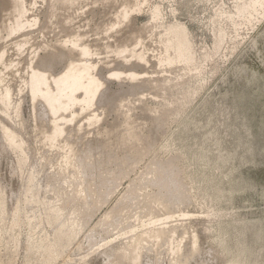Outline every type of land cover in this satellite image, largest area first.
Listing matches in <instances>:
<instances>
[{"label":"rangeland","instance_id":"374dc122","mask_svg":"<svg viewBox=\"0 0 264 264\" xmlns=\"http://www.w3.org/2000/svg\"><path fill=\"white\" fill-rule=\"evenodd\" d=\"M56 1L24 0L19 15L39 20L31 28L32 39L18 51L19 44H12L18 38L8 40L2 27L11 21L10 6L15 1L0 0V34L4 33L0 52H6V62H18L0 67L7 73L0 78V87L9 88L13 97L8 106L12 120L3 113L0 120L20 128L28 153L19 172L16 154L8 151L0 136V190L6 206L0 215V264H46L41 261L43 252L28 250V243L54 233L70 216L63 214L52 226L24 224L9 231L13 229L8 227L10 214L30 169L37 174V194L50 201L55 198L56 204L65 200L58 201L56 191L70 195L88 186L83 187L84 199L65 203L69 212L78 206L75 210L80 209L83 226L66 240L52 264H264V14L237 16V0H147L127 34L126 28L120 33L111 30L110 36L103 29L124 2L135 0H93L89 5L81 0L74 7H59ZM155 4L163 20L153 30L162 32L171 23L183 24L198 59L195 64L159 65L157 36L145 40L153 50H147L150 59L142 70L153 76V88L131 90L127 82L112 80V90L98 101L106 110L98 109L97 126L90 133L69 134V143L79 149V170L61 171L59 151L49 148L41 139L42 130L35 128L39 122L46 125L41 109L35 112L26 92L20 90L28 66L35 63L34 55L49 62V71L58 72L75 58L54 57L57 41L81 33V41L91 43L92 53L97 52L92 59H98L104 67L101 72L106 73L112 65V50L123 46L127 35L139 33L152 22L149 13ZM220 27L225 35L218 46ZM80 118L86 123V117ZM23 205L27 216L43 212L41 205ZM183 210L194 216L189 222H173L178 227L173 234L128 243L132 234L143 231L150 217L172 212L177 219ZM129 228L135 231L121 235ZM107 240L113 243L98 248ZM173 245L181 250L170 255ZM137 252L141 257L133 260Z\"/></svg>","mask_w":264,"mask_h":264},{"label":"bare ground","instance_id":"6f19581e","mask_svg":"<svg viewBox=\"0 0 264 264\" xmlns=\"http://www.w3.org/2000/svg\"><path fill=\"white\" fill-rule=\"evenodd\" d=\"M14 1H15L14 5L10 6V8H12L13 10L12 19L11 21L2 25V27L4 28L8 40L18 38V40L16 41L14 40L15 42L13 41L12 44L18 43L19 49L17 50L19 51L20 47H23L25 43H27L29 40L32 39L33 31L31 30V28L35 25H38L39 19L37 17H31L30 19H23L19 15V11H20L19 8H22L23 6V10H24L25 8L24 0H14ZM80 1L81 0H58L56 2L58 3L59 7L60 6L74 7L75 4H78ZM86 1H89V3H86ZM145 1L147 2V0H135L132 3L124 2L122 9L119 12L115 13L116 16L113 17L111 21L108 23L109 24L108 28L105 29L103 27L104 28L103 31L108 30L109 34H111L110 36H112L111 30H115V33H120L122 30L127 28L126 31L127 34L129 32V29L132 27L133 24L132 21L134 19L133 18L134 15L143 8L142 5L143 3H145ZM84 2L86 5L95 3L93 0L91 1L84 0ZM235 10L237 16L242 15L247 18H252L254 14H264V0H237V2L235 3ZM68 12L71 13L70 10ZM149 14L152 21L150 24L144 26L139 33H133L127 35L125 37L126 40L125 44L123 46H119L116 49L112 50L113 55L111 56L112 60H110L112 62V65L108 67V70L106 72L108 75H105L106 73H104L103 71L101 72V70H103L102 68L104 67L102 68L100 67L99 60L92 59L91 57L92 54L95 55L97 54V52L92 53V50L94 49L90 47L91 43H85L81 41L80 39V37L82 36L81 33H77V35L75 36L69 35L66 36V38L64 39H59L57 41L58 46H56V49L58 48L59 49L57 52L52 53L54 57L68 56L70 58L71 57L75 58L74 60H72L71 58V60L68 61L67 65L64 66L58 72L49 71L47 66L48 65L47 63L49 62H46L37 54L34 55L33 58L36 59L35 63L28 66L26 76H24L25 78H23V82H22L23 88H20V90L23 93L26 92L27 96L32 101V107L35 112L37 111L36 110L37 107L41 109V117L46 121V125L43 124L42 122L41 123L39 122L38 126H36L35 128L42 130L43 136L41 137V139L42 141L45 142V144L49 146V148H52L55 151H59L60 156H59L58 164H59V169H61V171L70 168L76 171L79 170L80 161L77 157L79 149L76 148L74 144L69 143L70 141L69 134L72 131H74L77 134L79 132L90 133L89 130L97 126V125L95 126V124L99 122V115H100L98 109L100 108L102 110H106L103 104L99 103L98 101L100 100V97H102L105 94V92L112 90L110 88V84L112 80L115 81L118 80L119 82L124 81L125 83L127 82L126 84L131 86L130 88L131 90L132 89L135 90L137 86L142 88L141 91H148L146 90L148 88V85H150L149 87L153 88V79H154L153 76H149L147 72L142 70V68H145V64L148 63L149 61L148 59H150L147 54V50H153V48H148V44L146 43L145 40H148L149 38L152 40L153 36L154 37L157 36V39L156 37L155 39L161 48V52L156 56L159 65L160 64L165 66L167 65L169 67L179 64L191 63L192 61H193L192 64H195L196 60L198 59L195 56V50L193 49L194 47L189 38V34L186 28L183 26V24H179L178 22L171 23L168 26H166L162 32L161 31L155 32L153 30L154 28H159L162 26V24H160V22L158 21L163 20L160 18L161 11L159 6L156 4L155 6H152ZM71 16L73 17V14H71ZM84 16H86V14H84ZM229 18L232 20V24L235 25L236 23L232 19V16H229ZM79 28H81V26ZM141 32L145 34L144 37H141L140 34ZM3 34L4 33H2V35ZM2 35L0 34V39L3 38ZM224 35H225L224 31L220 27L216 35V40H215L216 45L218 46L220 45V43L224 38ZM116 41L120 42L119 35H116ZM5 57H6V52L2 50V52H0V64L1 63L3 64L0 67L3 66L4 68H7L8 66L13 67L18 64L17 61L16 64L14 65H13V61L9 63L6 62L7 59ZM120 67L122 68L120 69ZM149 73L151 74V71H149ZM6 74L7 73L5 70L3 71L2 69H0V78L6 76ZM12 101H13V97L11 90L9 88H5L3 90L0 87V110H1L0 113L7 115L9 117L8 119L10 120H12V117L8 113L9 110L8 106ZM34 101H36V103H33ZM133 101L135 102L136 99H134ZM138 101L142 102V98L141 99L139 98ZM130 103L131 100L128 99L127 105H129ZM137 107L138 106H134V108ZM19 108L20 105L17 106V111L19 110ZM145 109H147L150 112H153V110L149 109V107ZM128 110L131 112L133 109L128 108ZM129 115L130 114H128V116ZM80 116L86 117L87 119L86 123L83 124V119L82 118L79 119ZM151 118L153 120V116H151ZM146 120H149V118H146ZM127 122H129V120ZM15 123H19L17 125L21 126L20 121L17 122L15 121ZM78 123H80L81 125H79ZM145 124L146 122L144 123V125ZM47 125H48V129H46ZM19 129L20 128L18 129H16L15 127L13 128L11 125H9V123L8 124L3 123L0 120V133H1L0 136H1L2 144H5V146H7L8 151L14 152L16 154L15 164L17 167L15 166V168L18 169V171L20 172L23 168L24 163L28 160V153L26 149L27 148L26 141L19 135L18 132ZM103 130L104 131L107 130V127L103 128ZM62 149L65 151H62ZM42 159L47 160L48 157H43ZM36 175L37 174H35L33 170L31 171V169L29 170L26 176L24 175L25 177H24V182L22 184V194L19 197L20 200L18 199L17 204L13 208L10 214L11 218L8 216L10 219V223L8 222L9 225L8 224L7 225L9 228L11 229L13 228L12 230H9L10 232L14 230V227L18 228L19 226L21 227V225L24 224L30 225L33 228L41 224L43 226H45V224L52 226L54 223L60 220V217H62L63 214L67 213L68 215H70L66 221L62 222L61 227L57 229L54 233L52 234L47 233L44 234V236L39 235L41 237L37 236L38 239L37 238L33 239L31 237L33 241L32 240L29 241L27 245V249L32 252L34 251L36 253L37 250L43 252L42 260H41L42 262L44 261L46 264H52L58 259V257H60L62 253L61 248L66 243V240L69 241L72 238V236H75L83 226L80 209L75 210L77 209L78 206L75 209H72V211L70 212L65 211L66 209L65 206L67 204H70V202L71 204L78 202L80 198L84 199L85 194L82 195V193L85 191L84 188L88 189V186L84 184L85 185V187L83 186L84 188L82 187L79 189H75L71 192L72 194L70 195L68 193L66 194L65 192H61L59 190L56 191V196L58 197V201H60L61 199H65L64 203L60 205L54 203V201L57 202L54 197H53L54 201H50L44 198L45 196L41 197L40 195L37 194L36 191L38 188L36 189L35 186ZM74 176L76 178L78 174L74 173ZM73 181L74 180H68L69 183H73ZM83 183L84 181L83 182L80 181L79 184L82 185ZM76 185L77 184H75V186ZM39 191L41 192V190ZM2 192L3 191L0 190L1 216L5 212V207H6ZM64 194H66L65 198H64ZM24 203L41 205L43 206V212H40L38 215L27 216L26 212L24 211L25 209V206L23 205ZM193 216L194 215H192L190 211H186V210L181 211L180 214H178L177 219L173 218L174 215L172 212H169L167 214L164 213L163 216L160 217L152 216L148 219L147 223L144 224L143 231L132 234L133 236L131 235L130 238L128 237L129 238L128 243L134 244V242L136 241H140L142 239L146 240L143 237L153 239V237H156L157 234L161 235V233L168 232L171 234L175 229L178 228L176 226L177 224H173V222L175 221L189 222L191 221V218ZM0 227L2 228L1 225ZM5 228L8 229L7 227ZM5 228L4 230L6 232ZM36 229L38 230V228ZM134 231L135 228L133 229L129 228L128 231H124L121 235H125V234L130 235L128 233H132ZM0 233L2 234V232ZM142 233H144V235H142ZM110 242L111 241L109 240L103 241L102 245L100 246L97 245V246L98 248H107ZM119 245H117L116 248ZM92 248H95V246ZM180 250L181 249L175 245L169 247V251L171 252L170 255L176 254ZM102 254L104 255V252H102ZM140 257H141V253L139 254L137 252L136 256L133 257V260H136L137 258Z\"/></svg>","mask_w":264,"mask_h":264}]
</instances>
